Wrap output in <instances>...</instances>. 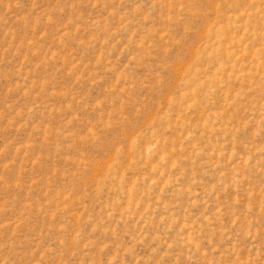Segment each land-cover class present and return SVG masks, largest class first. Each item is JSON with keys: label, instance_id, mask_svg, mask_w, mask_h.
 I'll list each match as a JSON object with an SVG mask.
<instances>
[{"label": "rangeland", "instance_id": "rangeland-1", "mask_svg": "<svg viewBox=\"0 0 264 264\" xmlns=\"http://www.w3.org/2000/svg\"><path fill=\"white\" fill-rule=\"evenodd\" d=\"M0 264H264V0H0Z\"/></svg>", "mask_w": 264, "mask_h": 264}]
</instances>
